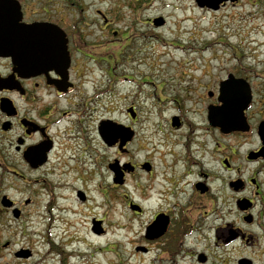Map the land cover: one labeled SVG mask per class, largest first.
I'll return each instance as SVG.
<instances>
[{
    "label": "flooded vegetation",
    "instance_id": "obj_1",
    "mask_svg": "<svg viewBox=\"0 0 264 264\" xmlns=\"http://www.w3.org/2000/svg\"><path fill=\"white\" fill-rule=\"evenodd\" d=\"M97 1L0 0V225L9 217L19 223L42 200L52 223V211L67 199L60 190L76 176L99 175L102 146L121 155L102 154L112 178L110 198H120L116 190L130 183L142 196L138 202L130 194L118 200L137 224L121 228H127L128 254L138 264H264V0H246L256 11L244 12L253 46L250 63L226 73L214 89L175 99L169 128L178 139L165 142L166 159L159 165L132 156L141 111L136 104L127 106L123 119L110 116L109 107L98 114L103 91L97 83L118 75L137 79L115 72L126 52L116 59L117 42L126 37L116 29L118 13L110 0ZM243 2L228 0L221 10ZM230 74L243 83L221 91ZM235 89L239 96L247 90L251 99L239 116L240 130L227 132L211 124L210 111L227 105ZM191 100L195 106L186 107ZM104 123L135 132L122 152L120 138L111 146L102 140ZM115 162L124 172L122 184L115 182ZM88 197L87 191H76L80 205L89 203ZM13 245L18 244H3L0 236V253ZM60 248L55 250L61 263L71 264L76 254ZM13 255L22 261L34 253L18 245Z\"/></svg>",
    "mask_w": 264,
    "mask_h": 264
},
{
    "label": "rangeland",
    "instance_id": "obj_2",
    "mask_svg": "<svg viewBox=\"0 0 264 264\" xmlns=\"http://www.w3.org/2000/svg\"><path fill=\"white\" fill-rule=\"evenodd\" d=\"M94 3L98 5L97 0ZM100 3L101 8H107L106 2ZM113 6L118 13L116 29L126 37L117 42L121 45L116 50V59L124 50L126 52L121 58L124 64L117 65L115 72L137 80H119L118 75L116 81L97 83L103 94L95 105L99 107L100 117L107 113L104 107H109L110 116L118 120L124 118L129 104H136L141 111L135 126L138 136L131 147L132 156L135 161L150 159L159 165L166 159L165 142L178 139V133L169 128V119L175 113V99L186 97L187 91L193 98L207 88L214 89L226 73L236 71L238 65L250 63L253 46L248 34L249 20L244 12L256 11L251 10L246 0L238 8L216 12L199 8L194 0H110L109 7ZM160 16L165 18L166 24L155 27L152 19ZM257 22L261 24V20ZM105 90L110 91L104 93ZM193 106L192 100L186 103V107ZM103 153L111 159L121 157L118 151L100 146L99 175L92 180L73 177L72 186L60 190L67 199L63 202L65 206L59 207V201V209L52 211V223H48L45 200L27 212L19 223L12 217L8 222L3 221L0 225L2 243L12 241L27 246L34 256L17 261L13 253L18 245H13L0 253V264H62L54 247L50 249L52 245L45 240L48 233L54 246L76 254L71 264H138L128 254L127 228H121L133 224L136 229L137 224L123 214L118 200L130 194L138 202L142 196L130 183L128 188L116 190L120 198L115 201L110 198L112 178L102 161ZM158 170L161 172L160 166ZM98 184L107 190L103 187L101 190ZM79 189L87 191L89 203L79 204L76 198ZM107 191L109 198L106 200ZM94 219L101 221L104 234L93 232ZM64 231L70 235L69 240Z\"/></svg>",
    "mask_w": 264,
    "mask_h": 264
},
{
    "label": "water",
    "instance_id": "obj_3",
    "mask_svg": "<svg viewBox=\"0 0 264 264\" xmlns=\"http://www.w3.org/2000/svg\"><path fill=\"white\" fill-rule=\"evenodd\" d=\"M197 5L200 8H208V9H212V10H218L220 8V5L228 0H195ZM233 2L237 1V0H231ZM165 24V20L162 17L156 18L154 20V25L155 26H163ZM243 83L241 81H236L234 80L233 76H230V79H228L227 81H223L221 83V91L224 90V88L226 87H230V86H237L239 85V83ZM229 96H227V105H224L223 107H218L217 109L211 110L210 111V119H211V124L213 126H220L222 127V129L224 131L227 132H231L232 130H240V126L243 123L242 120L241 122L238 121L239 116L241 115V117H243V108H245L250 99H251V95L250 93L245 90V92H243V94H241L240 96L237 94V90H232L229 91L228 93ZM243 104V105H241ZM132 117L135 116V114L133 113V111H131ZM242 119V118H241ZM178 121L177 118H174V124ZM115 126H108L105 125V123L103 124V126L101 127V136L102 139L104 140V142L107 143L108 146L113 145L114 143H117L118 139H121V150L122 147H124L126 145V143L128 141H130L133 136H134V131H132L129 128H125L123 125H120L118 123L114 124ZM228 127V130H226L224 128V126ZM118 162H115V164L113 165V167H111V169L115 171L116 177H115V182L122 184V180L124 177V172L121 170V168L118 166ZM17 214V213H15ZM100 222H94V231L99 232L100 228H99Z\"/></svg>",
    "mask_w": 264,
    "mask_h": 264
}]
</instances>
